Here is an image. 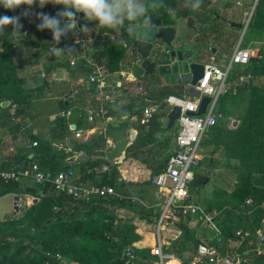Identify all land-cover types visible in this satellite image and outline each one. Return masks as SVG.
<instances>
[{"label": "crops", "instance_id": "1", "mask_svg": "<svg viewBox=\"0 0 264 264\" xmlns=\"http://www.w3.org/2000/svg\"><path fill=\"white\" fill-rule=\"evenodd\" d=\"M257 1L201 0L199 9L184 12L183 16L175 19L173 27L178 30L180 26V29L188 35L186 43L199 46L201 55L205 56V61L213 58L214 64L219 68L224 66L225 61L230 57L237 44L242 49L247 50L251 54L250 57L255 58V61L256 58L263 57L264 59L263 34L260 35L263 37H260L257 35L258 32L250 30L251 38L244 47H242L240 40L237 42L239 30H246L248 27V25L244 27L243 24L245 15L251 13L252 16ZM177 5L183 6L184 4L179 1ZM25 10V7L22 6L11 14V16H21L20 23L23 25L21 30L27 25V22L39 23L36 19L37 13L44 12L49 15H55L61 9L51 4L45 5L42 9L38 5H33L29 10L31 14L28 17L22 15ZM170 10V16L173 18L176 13L173 9ZM85 23L88 24L91 31L81 33L78 42L73 40L72 34L69 41L66 40L58 44L59 49L65 50V53L60 55L50 53L49 50L44 53L33 43L29 45L27 50H20L16 36L10 34L12 31L11 26L8 27L9 37L12 39L14 48V58L23 63L22 68L17 72L22 89L31 90L43 86L41 97H44V95H51L53 88L54 93H57L53 94L54 101L56 100L57 103L54 106V114L50 115L46 121L38 119L34 122L28 118L26 123L23 124L21 117L16 116L18 122L11 123L8 113L3 122H0V164L9 161L24 165L30 164L21 161L23 156L26 153L28 154L33 148L31 144L34 141H29V134L38 136L40 140L49 141L54 148V145L59 142L71 148L74 145L84 146L85 149L82 151V156H77L76 154L65 155L62 151H58L56 148L55 150L63 153L66 158L76 157L75 162L69 165V168L73 169L78 180L82 183L95 185L100 180L99 175L104 173L102 171L103 166H107L108 169L111 166L115 167L118 173L116 177L118 184L114 188L116 193L121 196L132 197L135 201H125L124 206L114 209L113 214L121 221L134 226L135 233L140 237L133 244L134 247L152 249L156 242L154 219L156 218L155 208L159 203V195L149 180L151 174L163 166L169 150L167 145H171L172 141L166 143L165 140L161 139L162 137H158L159 133H157L155 141L151 144L140 147L134 142L131 145L137 136L136 126L138 123H129L127 117L130 114L139 116V112L145 106L155 104L150 103L148 94L157 92L162 84L158 82L145 89L144 84L133 76L132 59L126 49L124 59L118 64L119 70L108 72L106 62L102 57L103 51L111 44H125L121 29L114 30L95 25L94 22L85 21L82 14H79V24L82 26ZM232 24H242L243 27L237 29L235 26H231ZM163 25L165 24L163 23ZM22 44L26 45L25 42ZM28 44L31 43L29 42ZM69 49H71V52L68 51ZM16 55H20V58ZM51 59L64 63L66 67L54 69L50 74L45 75L42 69ZM70 61L74 62L73 66H70ZM236 66L235 69H232L226 83V93L229 98L223 105L225 114L222 116L219 112L220 108H218L220 118L215 126L217 130L211 131L209 135L211 136V142L209 141V145H211L209 163L216 171L222 170V167L226 164H232L230 161H235L227 158L223 145L216 148L215 143H221L220 137L225 135L227 131L236 129L241 123L240 116L245 111L247 101L244 93H240L238 96L237 90H243L247 83L255 89L264 88V74L259 77H252L247 73L241 74L242 71H245L247 65ZM37 70H41L42 74L35 75L34 73ZM57 71L62 75L61 80L54 77ZM97 72L105 76L106 87L104 95H106L108 101L104 99L101 101L97 100L95 86L89 82V77ZM235 75H240L239 77H243L244 81L239 82L238 77L235 78ZM186 94L185 90L184 95ZM31 101L37 100L33 99ZM31 101L26 105V111ZM11 105L8 102L9 109ZM100 105L106 107V114L95 118L91 122L87 121V111L95 110ZM166 116H162L159 119L164 129L167 123ZM58 118H63V122H58ZM71 126L74 128L70 129ZM73 151L78 152L74 149ZM221 152L224 153V156L223 161L219 162L222 157L220 155ZM31 157L32 154H29L28 158ZM87 159L103 162L100 167L94 169L97 174V180L94 182L84 180L83 174L85 173L82 174L79 166H77L78 163H83ZM225 160L227 163H223ZM28 187H31L29 183L22 188ZM14 196V194H7L0 197V202L4 200L2 206L5 202L6 206L8 205L11 210L9 217H2L0 220L19 216L22 212L20 208L30 206L25 204L22 197L19 196L17 202L18 211L15 212L14 208L12 209ZM25 197L26 200L31 199L32 201V198ZM177 229L178 227L174 226L172 230L166 231V234L163 235V241L165 244L167 243L164 249L167 250L170 244L177 243L182 238L181 235L174 241L170 239L175 235ZM193 231L194 238L197 239L198 233L196 230ZM189 245L192 246L193 253L195 248L191 243L186 245L185 250L186 252L188 251L187 247ZM170 260L180 264V261L175 257ZM170 260H165L164 264ZM61 264L74 263L62 260Z\"/></svg>", "mask_w": 264, "mask_h": 264}, {"label": "trees", "instance_id": "2", "mask_svg": "<svg viewBox=\"0 0 264 264\" xmlns=\"http://www.w3.org/2000/svg\"><path fill=\"white\" fill-rule=\"evenodd\" d=\"M179 1L184 5H177ZM191 3L192 0H163L164 7H150L148 14H159L165 26H173L176 18L183 16L186 11L193 10L190 7ZM170 9L176 13L173 18L170 16ZM12 12L0 7V16H11ZM37 24L27 22L25 29L21 30V35L47 53L49 48L56 44L52 43L51 33L47 30H38ZM8 27L4 35L0 36V104L4 101L16 104L15 116H20L24 124L28 119L26 105L31 100H38L42 96L43 86L31 90L22 89L17 72L22 68L23 63L14 58V48ZM247 29L264 35V0L257 1ZM121 33L125 45L129 46L126 41V35H128L126 25L125 28H121ZM71 37V33L62 37L59 44L69 41ZM130 37L132 44L133 34ZM103 52L102 57L108 72L118 71V64L125 56L124 45L111 44ZM64 67H66L64 63L51 59L42 70L47 75L54 69ZM132 68L133 76L140 81V70L134 66ZM243 73L250 74L252 77L264 74L263 57L256 58L252 64H247L245 71L241 74ZM239 76L235 75V78ZM141 80L145 81V79ZM148 86V83L144 85L145 89ZM237 93L238 96L244 93L247 101L245 111L240 116L241 123L236 129L227 131L221 136V143H215V147L223 145L227 158L237 162L238 165L235 168L240 173L235 186L227 196L224 191H218L214 196L215 202L208 204L207 207L204 206L206 211L216 212L215 222L224 238H229L237 229L258 228L264 220V88L255 89L247 83L243 90L238 89ZM184 94L185 91L182 88L168 84H162L157 92L148 94L150 103L157 105V111L152 114L147 124H137V136L131 145L134 142L140 147L151 144L155 141L157 133L165 132L159 122L162 116L167 115L165 100L170 96L182 97ZM223 97L229 98V95L225 93ZM223 105L224 102L222 112L221 104L219 105L222 116L225 114ZM8 113L9 106L0 107V122H3ZM57 121L63 122V118H58ZM215 130H217L216 127L211 131ZM28 138L30 142L36 141L37 145L23 156L21 160L23 163L37 164L49 176L69 168V165L63 163L66 156L57 152L49 141L40 140L38 136L32 134H29ZM165 141L170 143L169 138ZM167 147L170 148L171 145L168 144ZM72 148L76 151L85 149L82 145H74ZM29 154H32L31 158H28ZM168 155L163 166L151 174L150 180L162 171ZM13 163L15 162L2 163L0 169H5ZM102 163L99 160L87 159L83 163H78L77 166L82 174L85 173L84 180L94 182L97 180L94 169L100 167ZM117 175L115 167L111 166L107 172L99 175L100 180L95 185L116 188ZM254 175L260 178L256 179ZM206 179V175L201 176L195 173L189 184V190L192 187H200ZM7 194L27 196L38 201L25 207L19 216L0 220V264H61L62 260L74 264H125L122 253L128 248L134 257V260L128 264H154L157 261V257L151 254V249L133 246L140 239L135 233L134 226L121 221L113 214L114 209L123 207L125 201L116 197L72 200L64 195H54L49 184L43 187L22 188L17 183H5L0 180V197ZM247 199L251 200V204H245ZM188 243L193 244L195 248L198 241L194 238V232L184 227L182 238L177 243L170 244L166 252L173 253L180 264H188L192 255H184ZM166 264L178 263L170 260ZM252 264H264V258L254 256Z\"/></svg>", "mask_w": 264, "mask_h": 264}, {"label": "built area", "instance_id": "3", "mask_svg": "<svg viewBox=\"0 0 264 264\" xmlns=\"http://www.w3.org/2000/svg\"><path fill=\"white\" fill-rule=\"evenodd\" d=\"M251 13L245 15L243 20L244 27L250 21ZM79 20V14L77 16ZM81 33L73 35V40L78 42ZM124 48L130 55V47L124 44ZM251 54L240 47L239 44L231 53L228 61L223 67L219 68L214 64L213 58L202 63L203 75L191 86L198 96H170L165 100L167 114L173 109H179V117L174 125L177 131L171 147L168 150V158L162 171L154 175L150 183L156 189L159 203V214L154 219L156 231V242L151 249V254L157 257L154 264H164L167 259H172L175 255L166 252L162 233L170 231L174 226L178 227L175 235L170 238L172 241L182 235V228L196 230L198 233L197 246L195 247L188 264H252L254 256L264 258V220L260 227L252 230L237 229L229 238H224L221 229L215 222V211H206L205 207L192 202L189 196V184L192 181L196 169L203 161L202 155L198 152L202 140L211 131L218 121L220 115L216 104L220 96L227 91L226 83L233 66H246ZM74 65L73 61L69 62ZM239 82L244 81L243 77L238 78ZM89 82L93 83L96 91L97 100H107L104 95L106 87L105 76L97 72L89 77ZM140 91V89H139ZM208 97L210 101L205 107L204 113L196 117L200 101ZM17 105L12 104L9 109V120L17 123L15 116ZM157 111V105L145 106L138 116L137 114L128 115L129 123L147 124L152 114ZM106 114V107L100 105L95 110L87 111V121L91 122L97 117ZM34 141L31 146L35 147ZM55 148L62 151L65 155L82 156L83 152H74L73 149L61 142L56 143ZM107 166L102 167V171H107ZM0 180L3 182L17 183L24 187L27 183L31 187H43L49 184L54 195H64L72 200H83L86 198H107L116 197L121 201L134 202L132 197L118 195L114 188L106 185H93L82 183L78 180L75 172L71 168L60 170L53 176L38 167L37 164L13 163L5 169H0ZM246 205L251 204V200L245 201ZM205 231L211 235L204 234ZM125 264L134 260L130 249L122 253Z\"/></svg>", "mask_w": 264, "mask_h": 264}, {"label": "clouds", "instance_id": "4", "mask_svg": "<svg viewBox=\"0 0 264 264\" xmlns=\"http://www.w3.org/2000/svg\"><path fill=\"white\" fill-rule=\"evenodd\" d=\"M48 4L58 6L61 10L55 15L37 13V28L40 31H49L53 44H59L62 37L70 33L75 35L77 29L80 33L91 31L87 23L82 26L79 24L78 14H82L85 21L94 22L101 27L120 30L126 25L129 34H136L138 29L143 34L150 32L152 28L148 16L149 8L164 7L163 0H0V7L6 11H15L24 6V17L30 16L29 10L33 5L42 9ZM190 6L193 10L199 9L201 0H194ZM20 20L21 16H0V36L4 35L8 26L12 28L11 35L22 36L23 25ZM68 51L71 52V49ZM49 52L60 55L65 53V50L51 47Z\"/></svg>", "mask_w": 264, "mask_h": 264}, {"label": "water", "instance_id": "5", "mask_svg": "<svg viewBox=\"0 0 264 264\" xmlns=\"http://www.w3.org/2000/svg\"><path fill=\"white\" fill-rule=\"evenodd\" d=\"M149 20L152 25L150 32L141 34L138 29L133 34L132 44L130 45V58L132 65L140 70V79H145L148 84H168L186 90L188 96H198V93L192 89L203 75V65L198 61L201 50L199 46H194L186 42H176V28L173 26L163 25V19L153 13H149ZM237 29L243 27L242 24H232ZM52 47L59 48L56 44ZM255 58L250 57L249 64L254 63ZM35 75H41L42 71L37 70ZM56 79H62L59 71L54 74ZM210 98L201 99L197 112L194 116L198 117L204 113L205 107ZM8 106V102L4 101L0 104L1 108ZM179 117V109L173 108L166 116L167 123L165 131H170L175 120ZM220 115L218 116V119ZM74 127L71 126L70 129ZM76 160L75 156L66 158L63 163L72 165ZM208 176V173L206 174ZM19 196L13 197L14 211H18L17 202ZM37 199H32L31 204L37 203Z\"/></svg>", "mask_w": 264, "mask_h": 264}, {"label": "rangeland", "instance_id": "6", "mask_svg": "<svg viewBox=\"0 0 264 264\" xmlns=\"http://www.w3.org/2000/svg\"><path fill=\"white\" fill-rule=\"evenodd\" d=\"M58 7V6H56ZM25 29V27H24ZM259 33V32H258ZM257 35H261V33H259ZM128 35H126V41L127 43L131 44V37L128 32ZM250 34V30L246 29V30H239V33H237V42L240 40L242 47H244L247 42L250 40L251 38ZM263 37V36H260ZM259 37V38H260ZM188 38V35L186 32L182 31V29H180V26L178 28V30H176V37H175V41L176 42H186ZM17 42H18V47L20 50H27L29 45L32 44H28L30 42V40L28 39H24L23 36H16ZM27 41V42H26ZM26 42V45H23L22 43ZM23 45V46H21ZM208 53V51H207ZM18 58H20V55H16ZM229 59V58H228ZM228 59L225 61L224 64L227 63ZM199 62H205V56L204 55H200ZM249 64V63H248ZM237 66L234 65L233 68L235 69ZM140 81L144 84L147 85L146 80H141ZM149 86H151L152 84H148ZM53 94H57L54 93V89L52 88V93L49 96L44 95V97H40V99H38L37 101H31L30 105L27 108V116L28 118H30L32 121L35 122V120H44L46 121L50 115L54 114L55 109L54 106L56 105V100L54 101V95ZM188 94H186L187 96ZM227 98L220 96L217 104H216V108L218 110L219 105L222 104L224 102V104L227 102ZM45 129V127H44ZM177 131V126L174 125L173 128L170 131H166V132H159L158 137H162V140H166L167 138H169L170 142H173L174 136L176 134ZM210 132L209 131L205 138L202 140L199 150L198 152L202 155L203 157V161L201 162V165L199 168L196 169V173H199V175L203 176L206 175L208 173L206 182H204L200 187H192L189 190V196L192 199V202H195L197 204H199L200 206L204 207L208 204L214 203L215 202V198L214 196L218 193V191H224L226 193V196L229 194V192H231V190L233 189V187L236 184V180L237 177L240 173V171H238L237 168V162H233L230 161L232 164H226L225 166L222 167V170H215L214 168H212L210 166L209 163V156H210V146L209 143L211 142L210 140ZM209 139H208V138ZM173 138V139H172ZM208 139V140H207ZM210 141V142H209ZM220 155L222 156L219 160L223 161V156L224 153L221 152ZM223 163H227L226 160ZM236 167V168H235ZM214 170V171H213ZM254 178L258 179L260 178L258 175H254ZM264 181V178H263ZM23 201L25 204L27 205H31V199L26 200V197H22ZM4 200H2L0 202V219H2V217H9L11 215V210L9 209L8 205L6 206L5 202L2 206ZM6 201V200H5ZM8 201V199H7ZM23 205V203H22ZM6 206V207H5ZM5 207V208H4ZM23 207V206H22ZM13 209V206H12ZM22 211L24 208H20ZM9 210V211H8ZM7 212V213H6ZM9 212V213H8ZM155 213L156 215L159 214V207L156 206L155 208ZM194 232V231H193ZM166 234V231H164L162 233V236ZM199 235H211V233H209L208 231H205L204 234H199ZM154 236H156V231H154ZM187 252L184 253V255H188L190 253H192V246L189 245L187 247Z\"/></svg>", "mask_w": 264, "mask_h": 264}, {"label": "bare ground", "instance_id": "7", "mask_svg": "<svg viewBox=\"0 0 264 264\" xmlns=\"http://www.w3.org/2000/svg\"><path fill=\"white\" fill-rule=\"evenodd\" d=\"M174 261V260H173ZM176 262V261H175Z\"/></svg>", "mask_w": 264, "mask_h": 264}]
</instances>
